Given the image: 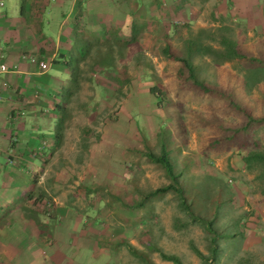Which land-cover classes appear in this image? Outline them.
<instances>
[{
  "label": "rangeland",
  "instance_id": "1",
  "mask_svg": "<svg viewBox=\"0 0 264 264\" xmlns=\"http://www.w3.org/2000/svg\"><path fill=\"white\" fill-rule=\"evenodd\" d=\"M260 3L264 7V0ZM190 14L146 19L151 25L124 56L115 54V72L92 69L95 50L80 60L78 91L62 104L63 116L57 112L63 118L61 130L56 128L60 139L38 172L29 211L48 221L39 227L44 233L60 223L67 206L91 231L94 260L101 257V264H145L129 247L152 264H172L160 254L204 264L196 252L209 256L211 234L200 220H214L216 232L233 235L218 239L216 264H264V180L258 178L259 168L248 170L243 162L248 153L264 150V71L258 72L264 68V30L241 19V13L202 24L201 13ZM132 35L125 31L119 39ZM196 38V54L189 55L188 43ZM221 38L236 45L238 56L219 57L230 48ZM181 60L192 64L193 79ZM122 70L131 87L120 83ZM68 84L67 79L61 87ZM131 88L134 94L128 96ZM150 88L158 96L157 108ZM158 134L170 145L176 171L183 172L179 185L188 212L173 192L138 208L144 194L170 184L145 156L157 154ZM56 207L63 211L54 218Z\"/></svg>",
  "mask_w": 264,
  "mask_h": 264
},
{
  "label": "crops",
  "instance_id": "2",
  "mask_svg": "<svg viewBox=\"0 0 264 264\" xmlns=\"http://www.w3.org/2000/svg\"><path fill=\"white\" fill-rule=\"evenodd\" d=\"M260 1L0 0V264H73L79 258L101 264V257L94 260L91 231L67 206L63 216V209L55 208L60 223L44 233L39 227L48 221L29 211L38 172L56 149L58 96L68 79L65 60L77 28L98 38L112 31L128 36L151 25L149 18L161 22L201 13L202 24L241 13L264 30Z\"/></svg>",
  "mask_w": 264,
  "mask_h": 264
},
{
  "label": "trees",
  "instance_id": "3",
  "mask_svg": "<svg viewBox=\"0 0 264 264\" xmlns=\"http://www.w3.org/2000/svg\"><path fill=\"white\" fill-rule=\"evenodd\" d=\"M138 31L135 30V32L132 35V38L129 40H121L119 39L120 37L117 35V33L115 32H110L107 35L105 34L104 38H98L94 33H91L90 31L86 32L83 31L82 28H77V32H75L74 34V41L71 47V50L68 52V54L66 55V60H65V67L69 70L70 74L68 75V81L70 84L66 85V86H62L60 89V93L58 96V103H57V107L58 110L62 113V116L64 114V109H62V104L68 103L70 102L71 98L77 93V89L79 88V68H78V63L80 60H84L86 59L88 56H90L92 54V52L95 50L96 54H95V60L94 63L92 65V69L93 68H100L103 71H116V67H115V63H116V57L115 54H117L118 56H124L123 51L127 50V48L130 46L131 43H134V41L136 40V36L138 35L137 33ZM202 33H204V31H201L199 35H201ZM222 40V44L225 45V47H227L228 45H230V48L227 51H220L219 52V57L221 58H230V57H236L238 56V52L236 50V45H234L233 42H229L227 39L225 38H221ZM198 44V45H197ZM188 45H191L190 49H188V53L189 55H193L196 54L195 51L192 50V46H199V41L196 38L194 41H190L188 43ZM115 46L118 48V51H115ZM204 51H209L208 48L205 47ZM164 54L170 58V54H169V49H164ZM223 56V57H222ZM184 60H181V62L183 63V65L187 68L188 72L190 73V77L191 76V65L186 64L185 62H183ZM260 71H264V68L262 70H259L258 72L260 73ZM119 72V71H118ZM254 72V71H253ZM251 72V73H253ZM120 75L123 77V81L120 82L121 84H127L128 86L131 87L130 81L127 78V74L124 70L119 72ZM193 79V77H192ZM195 81V80H193ZM252 81L256 82L259 81V78H255ZM194 83V82H193ZM198 85L197 87L203 89V85L200 83H197L195 81L194 85ZM195 85V86H196ZM149 92L151 93V95L153 96L152 99V103L154 104V106L157 108L156 103H157V98L158 96H154V89L150 88ZM130 94H134V90H130V93L128 94V96ZM122 98H126L125 96H121ZM60 100V101H59ZM63 124V118L61 117L58 120V126L57 128L62 127ZM59 131V129H58ZM57 137L60 139V135L59 133L57 134ZM58 140V139H57ZM59 141V140H58ZM57 141V142H58ZM162 140L160 138V134H158V138H157V146H158V152L157 154H153L151 152H148L145 156L146 158L154 163L157 164L165 173L166 178L170 181V184L161 188H158L154 191H151L147 194H144L142 196L141 202L138 205V208H143L146 203L158 196H162L165 195L167 193H171L173 192L174 194H177L179 196V199L181 200V205L184 207V209L188 212L189 208L186 207L185 205V198H184V191L182 189V187L179 185V180L182 177V171L178 172L176 171V167L173 164V162L170 159V152L171 150H168L169 146H165L164 144L161 143ZM58 145V144H57ZM56 145V146H57ZM243 162L245 163V166L248 170H253L254 168H259L260 173L258 175V178L260 180H264V150L263 151H255V152H251L248 153L244 159ZM95 193H98V189L94 190ZM37 201H42L44 198L37 196ZM117 201H119L118 199H116ZM130 204V202L128 203V205ZM132 205V204H131ZM38 206V205H37ZM135 206L137 205H132V208H135ZM218 211H215V214L217 215ZM214 218L215 215H214ZM194 220H200V218L197 217H193ZM200 222L204 225H206L207 231L211 234V239L209 242V256L208 257H202V255L198 252H196L197 256L199 258H201L203 260V262H205L204 264H216L217 260L219 258L220 255V250L217 247L216 243H218V239H232L233 235L227 234H219L218 232H216L213 229L214 226V220L211 222H206L204 220H200ZM129 249L131 250V252H134V255H136V257H139L141 259H143V263L145 264H152L150 261L148 260H144L143 257H140L135 251L134 249H132L131 247H129ZM160 258L163 261L166 262H170L172 264H183L177 257L174 256H166L164 254H160Z\"/></svg>",
  "mask_w": 264,
  "mask_h": 264
},
{
  "label": "built area",
  "instance_id": "4",
  "mask_svg": "<svg viewBox=\"0 0 264 264\" xmlns=\"http://www.w3.org/2000/svg\"><path fill=\"white\" fill-rule=\"evenodd\" d=\"M38 64H39V67H41V68H44L45 67V63L44 62H40Z\"/></svg>",
  "mask_w": 264,
  "mask_h": 264
}]
</instances>
